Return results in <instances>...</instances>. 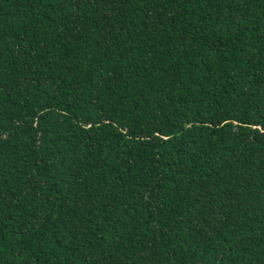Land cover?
<instances>
[{
    "label": "trees",
    "instance_id": "16d2710c",
    "mask_svg": "<svg viewBox=\"0 0 264 264\" xmlns=\"http://www.w3.org/2000/svg\"><path fill=\"white\" fill-rule=\"evenodd\" d=\"M0 264H264V0H0Z\"/></svg>",
    "mask_w": 264,
    "mask_h": 264
}]
</instances>
